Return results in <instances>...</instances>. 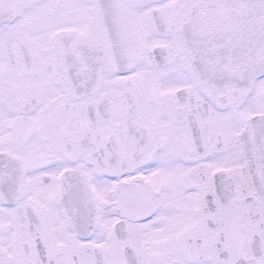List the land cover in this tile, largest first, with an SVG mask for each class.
Here are the masks:
<instances>
[{
  "label": "snow or ice",
  "instance_id": "snow-or-ice-1",
  "mask_svg": "<svg viewBox=\"0 0 264 264\" xmlns=\"http://www.w3.org/2000/svg\"><path fill=\"white\" fill-rule=\"evenodd\" d=\"M0 264H264V0H0Z\"/></svg>",
  "mask_w": 264,
  "mask_h": 264
}]
</instances>
